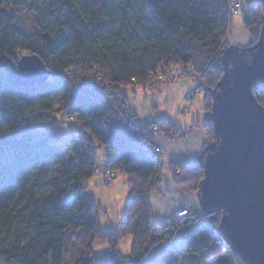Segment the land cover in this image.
Returning a JSON list of instances; mask_svg holds the SVG:
<instances>
[{
	"label": "trees",
	"instance_id": "16d2710c",
	"mask_svg": "<svg viewBox=\"0 0 264 264\" xmlns=\"http://www.w3.org/2000/svg\"><path fill=\"white\" fill-rule=\"evenodd\" d=\"M233 1L0 0V70L28 53L51 72L45 85L32 89L0 79V264H142L182 229L184 247L172 248L161 264H206L224 253L228 258L218 264H243L228 246L223 212L199 217L192 210L191 218L152 221L149 197L161 191L166 170L162 154L145 141L159 132L172 138L185 132L165 120L138 123L123 91L182 69L184 77L200 76L204 109L212 113L226 75ZM21 8L34 15L33 28L18 24ZM242 14L250 50L263 35L264 1L247 0ZM254 95L264 108V87ZM61 112L78 125L68 141L58 124L38 128ZM202 129L199 158L170 164L179 171L173 182L182 193L200 194L203 156L219 144L213 119ZM100 147L110 153L107 168L127 177L130 191L122 221L109 231L101 229L102 210L83 185L96 174ZM127 237L132 250L123 256L119 244ZM98 240L108 242L110 252L95 258Z\"/></svg>",
	"mask_w": 264,
	"mask_h": 264
},
{
	"label": "water",
	"instance_id": "95a60500",
	"mask_svg": "<svg viewBox=\"0 0 264 264\" xmlns=\"http://www.w3.org/2000/svg\"><path fill=\"white\" fill-rule=\"evenodd\" d=\"M231 60L215 97L219 144L203 156L199 200L206 212H223L228 246L243 264H264V108L254 95L264 87V30L256 47ZM50 77L36 54L7 60L0 70L1 80L25 89Z\"/></svg>",
	"mask_w": 264,
	"mask_h": 264
},
{
	"label": "crops",
	"instance_id": "0c3cea01",
	"mask_svg": "<svg viewBox=\"0 0 264 264\" xmlns=\"http://www.w3.org/2000/svg\"><path fill=\"white\" fill-rule=\"evenodd\" d=\"M190 86L191 77H181L175 82H167L155 89L135 86L123 90L129 109L135 114L138 123L151 124L165 120L173 124L175 130L185 132L183 138L168 137L161 132L155 136L158 146L167 153L170 164L175 166H188L199 158L206 142V133L202 126L212 123V113L204 109L202 92H197L191 99H187ZM197 94L201 95V102H195ZM96 152L97 168L101 173L95 174L83 185L87 187L89 196L102 210L99 218L101 229L109 231L122 221L130 199V191L128 179L121 173L113 182L105 183L106 178L102 172L108 165L110 153L106 147H100ZM149 201L154 223H161L164 219L176 215L187 204L186 202L191 204L193 213L199 217L203 216L200 214L198 193L195 191L180 192L167 175L163 179L161 191L152 193ZM185 241V231L179 230L173 240L167 239L155 246L142 264H161L172 248L182 249ZM132 244L131 237L125 238L119 244L120 253L123 256H129ZM109 252L108 242L98 240L93 243L95 258L102 257ZM226 258H228V253L206 264H218Z\"/></svg>",
	"mask_w": 264,
	"mask_h": 264
},
{
	"label": "rangeland",
	"instance_id": "374dc122",
	"mask_svg": "<svg viewBox=\"0 0 264 264\" xmlns=\"http://www.w3.org/2000/svg\"><path fill=\"white\" fill-rule=\"evenodd\" d=\"M246 1L247 0H236V2L241 4L242 8L236 14H233V17L231 19V25H230V28H229V31H228V37H227L228 47H227V49L225 51V57H224V62H223L226 71L229 70L232 67V64H233V60H231L232 55L234 53H236V52L247 51L246 50V49H248L247 47L251 44V36H250V34L248 33V31L246 30V28L244 27V24H243L242 11L245 8ZM16 14H17V22H18V24L20 26H22L25 30L33 28V25H34V22H35L34 21V15L27 8L19 9L16 12ZM24 55H30V54H28V53H24L22 55L19 54L18 55L19 57H18L17 60H19ZM167 72H169V71H166V73ZM181 77H183V76H180V77H178V78H176L175 80H172V81H165L163 83L153 82V84L151 86H150V83H149L147 85H143V87L149 88V89L150 88H152V89L154 88L155 89L158 86H161V85H163V84H165L167 82H175L177 79H179ZM192 83H193V79H191V86H192ZM203 84H204L203 81H201L200 82V88H199L198 92H202V89H203L202 85ZM191 86H190V88H191ZM200 94H197V97L195 98V102H199V101L201 102L202 97H201ZM211 116H212V118H214V113L213 112H212ZM53 124H58L61 127V129L63 130V133H64V140L65 141H68V139L70 137V131L73 130V129H77L78 128L77 123L74 122V121H70L69 118L67 117V115L65 113H63V112L55 113L53 115L52 120L41 123L38 128L39 129H49V128H51V126ZM163 161H167V157L166 156L163 158ZM164 168L166 170V175H167V168H166L165 165H164ZM97 169H99V168H97ZM106 169H107V167L104 169V171ZM169 170H170V176H171L169 178L173 181V170L170 167H169ZM103 172H102V174H103ZM116 178H114V179H112L110 181H107V178H106V182L105 183L109 184V183L113 182ZM74 196H75L74 190H70L69 193L67 194V198L69 200L73 199ZM199 202H200V200H199ZM186 203L189 204L188 202H186ZM189 205H191V204H189ZM200 206H201V203H200ZM205 213H206V211L201 206L200 207V214L201 215H205ZM187 218H191V217H187ZM205 218H210V216H206Z\"/></svg>",
	"mask_w": 264,
	"mask_h": 264
},
{
	"label": "built area",
	"instance_id": "2783aa9c",
	"mask_svg": "<svg viewBox=\"0 0 264 264\" xmlns=\"http://www.w3.org/2000/svg\"><path fill=\"white\" fill-rule=\"evenodd\" d=\"M242 8L241 4L238 2L233 1L231 6H230V15L233 16V14H236L238 11H240V9ZM183 76L184 77V73L182 69H178V70H171L167 73H159L157 76L154 77V79L150 82V86L153 84V82H159V83H163L165 81H172L175 80L176 78ZM193 83L191 88L189 89L188 92V96L187 99H191L192 96H194L199 88H200V82H201V78L199 75L193 74ZM109 93H111L113 96H116V92L109 88ZM145 147L147 149H153L155 151L156 154H162V159L166 156L167 157V161H164V165L167 168V176H170V162H169V157L167 155V153H163V151L161 150V148L158 146L156 140H152V141H145ZM169 170V171H168ZM101 171L99 169L95 170L96 174H99ZM179 171L178 170H174L173 171V176L175 174H178ZM120 173L116 172V171H112L110 169H106L103 172V175L105 178H107V181H110L114 178H116ZM191 211H192V206L189 204H186L179 212H177V216L179 217H189L191 215Z\"/></svg>",
	"mask_w": 264,
	"mask_h": 264
}]
</instances>
